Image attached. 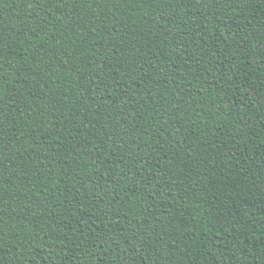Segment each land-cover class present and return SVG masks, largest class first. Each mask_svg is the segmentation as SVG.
Returning a JSON list of instances; mask_svg holds the SVG:
<instances>
[{"label": "trees", "instance_id": "trees-1", "mask_svg": "<svg viewBox=\"0 0 264 264\" xmlns=\"http://www.w3.org/2000/svg\"><path fill=\"white\" fill-rule=\"evenodd\" d=\"M0 264H264V0H0Z\"/></svg>", "mask_w": 264, "mask_h": 264}]
</instances>
